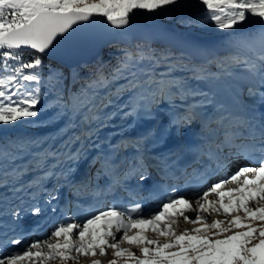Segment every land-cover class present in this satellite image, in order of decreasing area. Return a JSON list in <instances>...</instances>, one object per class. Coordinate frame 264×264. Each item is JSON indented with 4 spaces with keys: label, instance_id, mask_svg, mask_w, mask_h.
I'll use <instances>...</instances> for the list:
<instances>
[{
    "label": "snow or ice",
    "instance_id": "1",
    "mask_svg": "<svg viewBox=\"0 0 264 264\" xmlns=\"http://www.w3.org/2000/svg\"><path fill=\"white\" fill-rule=\"evenodd\" d=\"M195 4L203 10L196 22L220 30L226 39L219 46L223 55L217 50L205 52L217 64L218 75L208 73L203 64L183 65L191 79L212 84L225 77H242L250 85L248 95L264 104V0H195ZM183 7L184 0H0V132L32 123L39 116L42 90L55 87L60 79L54 69H48L45 79L44 57L57 54L65 42L85 38L75 36L79 30L103 22L127 34L137 14L160 17ZM25 50H29L27 60ZM161 65L166 71H157ZM181 65L170 52L157 53L146 43L125 47L107 77L97 69L79 93L67 101L57 97L61 113L71 114L69 123L79 128L62 147L50 144L41 149L44 142L36 138L0 135V264H80L81 259L101 264L96 257L107 258L109 252L107 264H264V113L257 116L254 108H246L245 115L233 116L208 92L177 78L174 73ZM118 80L125 83L111 93L108 103L112 96L127 93L126 106L131 111L126 116L148 114L157 103L168 101L173 110L170 126L179 129L199 120L201 141L195 155H206L211 164L202 171L184 170L185 185L190 184L187 177L199 182L193 199L175 186L161 184L153 189L157 206L151 211L145 212L139 203L128 208L117 201L107 207L93 204L83 216L69 217L67 209L59 208L61 182L76 194L84 189L123 190L130 199H140L139 193L129 191L126 181L133 176L146 179L142 139L132 143L139 162L123 172L114 147L93 160L101 163L97 174L110 178L104 189L93 188L91 176L78 184L71 179L73 165L88 147L95 146L91 137L98 127L93 125L99 120L94 104L98 90L110 89ZM197 96L200 100L193 104L190 98ZM207 104L215 108L211 116L201 114ZM212 132L218 133L215 139L209 137ZM77 142L80 147L70 150ZM177 148L190 150L187 145ZM23 158L26 163H15ZM240 158L246 163L231 172L229 163ZM163 164L168 174L166 159ZM38 172L43 175L24 179ZM219 173L222 178L211 182L210 177ZM50 177L56 179L57 187L43 199L38 194L46 191L44 184ZM39 199L43 208L36 203ZM46 212L64 218H58L43 237L32 240L18 231L26 216ZM181 222L190 227L180 229Z\"/></svg>",
    "mask_w": 264,
    "mask_h": 264
},
{
    "label": "rangeland",
    "instance_id": "2",
    "mask_svg": "<svg viewBox=\"0 0 264 264\" xmlns=\"http://www.w3.org/2000/svg\"><path fill=\"white\" fill-rule=\"evenodd\" d=\"M184 2L185 7L181 8L178 11H172L160 17L149 18L146 15L142 16L140 14H137V16L133 19L132 28L127 30V34H123V30H119V40L127 44L128 47L135 45L138 40H143L147 43L153 42L155 40H160L162 42L173 45L176 49H179L182 54L186 55L184 59H181L182 65L177 68L174 75L177 78H183L187 80L188 85L190 87L197 88L201 92H205V89H207V87L205 88L201 86V84H205L206 82L203 80L191 79V72L186 70L183 65L192 66L203 64L208 73L218 75L219 69L217 67V64L212 61L211 56H206L205 52L208 50H217L220 52L221 55H223V50L220 49L219 46L225 41L226 36L225 33L221 31L213 32L212 30H214L215 28H213L207 23L196 22L199 18H201V13L203 10L195 4V0H184ZM157 71L164 72L166 71V69L158 67ZM232 80L233 78L225 77L223 79H220L218 82L214 81L213 84L215 87H217L218 85V87L224 92V95L231 100L233 99L234 103L237 105V99L231 96V91L233 92L235 88L234 84L232 83ZM240 81H244V79L242 78ZM122 83L125 82L122 80L114 81L113 86L110 89H106V92H104L103 96H101L94 103L97 106L95 109L96 115L99 117V120L93 121L94 126L98 125V127H96L95 134L91 137V140L95 146L88 147L86 155L80 160H78L79 163L84 165V169L86 171L92 172V186H97L99 184L101 185L103 183L101 179L103 174H97V169H100L101 167L95 166L93 163H90L92 158L95 159L97 156L100 155V153L103 151V147L105 146V144H107V141L105 139L106 137L105 135L103 137L102 134H105L107 132V137L117 138V136L121 137L130 130H135L139 128L138 123L140 121L137 120V117L142 113H140L139 115H125L126 112L131 111V109L126 106L129 103L130 99L127 93H123L119 96H112V103H108V97L111 95V93H115ZM212 86L213 85H209L208 87H211L210 89H213ZM239 97L241 102L240 104L246 105H249V102H251L253 98H255L250 97L248 95L247 87H243V89L240 91ZM190 100L191 102L193 100L199 101L200 97H192L190 98ZM49 103V101L44 102V98L41 97V110L39 117L35 119L36 123H24V125H26L25 127L31 126L33 128L41 124V127L38 128L39 132L41 133L40 140L44 142L41 145V149L48 147L50 144H54L56 147H62L64 141L68 140L70 135L74 133L78 134L79 132L78 127H73V125L69 123L71 114H62L59 111L56 112V114L53 115L55 117L58 116L56 118V122L49 118L44 120L40 119V117L43 115L41 112L50 108L54 104ZM177 103L180 102L178 101ZM192 103L194 104V102ZM55 108L56 107H52L48 110V112H46V114L53 112ZM169 109L171 110L169 102L161 101L154 105L151 110L163 112ZM196 121L197 120H194L190 124L183 125L181 127V130L186 132V130H188L191 125H194ZM50 123H52V125H50ZM74 123L78 124L79 121L74 120ZM59 125L61 126L57 127ZM154 129L155 127L152 131H154ZM5 132H7L6 128H4L3 131L0 133ZM151 134L152 136H154L153 132H151ZM128 139L129 138H127V140ZM130 139H132L131 136ZM102 140H104L105 142ZM129 140L126 141L123 146H113V144L107 145L110 147V150H112L113 147L117 149L115 155L120 156V158H124L123 163L125 159L130 158V154H132L135 150V147H133L132 145L128 146L127 143L129 142ZM79 147L80 144L79 142H77L75 144L70 145V150L74 151L76 148ZM26 162L27 158L15 161L16 164ZM228 166L231 169L235 170L236 166L241 165L232 162V164L230 163ZM33 174L37 175V173ZM67 195L68 198L72 200L76 197L75 193L68 192ZM42 231L44 232L45 230ZM98 259L101 260V264H107L108 259L103 257H98ZM80 264H91V261L89 259H81Z\"/></svg>",
    "mask_w": 264,
    "mask_h": 264
},
{
    "label": "bare ground",
    "instance_id": "3",
    "mask_svg": "<svg viewBox=\"0 0 264 264\" xmlns=\"http://www.w3.org/2000/svg\"><path fill=\"white\" fill-rule=\"evenodd\" d=\"M241 79L242 77H240L239 80L238 78H235V80L233 78L234 82L232 80V83L235 86L234 88L235 91L234 90L233 92L231 91V96L237 99V105L234 103L233 99L231 100L224 95V92L218 87L217 84H216L217 87H215L213 83L212 84L202 83L201 86L206 88L209 85H213L215 88L212 86L213 89H211V91H210L211 87L210 88L208 87L210 91V92L208 91L210 94V97H212L217 104L225 105L227 110L230 113H232L233 116L245 115L246 108L248 109L254 108L256 110V115L259 116L260 113H264V104L259 103L258 97L253 98V100L249 102V105L240 104L241 103L240 98L238 97V95L240 96V91L243 89V87H247L248 89V87L250 86L247 82H245V80L240 81ZM256 86L258 87V85ZM192 102L196 104L198 100L197 101L193 100ZM172 111H173L172 109L171 110L169 109L163 112L157 111V110H151L150 113L148 114H144V113H142L141 115L137 114L139 115L137 117V120L140 121L138 123L139 128L135 130H130L121 137L117 136V138H109L107 137V134H106L107 132L105 134L103 133L102 135L103 137L105 135L106 137L105 139L107 141V144H105V146L103 147V152H111V150L109 149L110 147L107 146L108 144H111V145L113 144V146H118V145L123 146L124 143L128 141L131 136L132 139H130L129 142L127 143L128 146L132 145V143L135 142L137 139H142L143 148H144L143 159L144 160L148 159L149 161L153 159L158 170L164 171V166L162 165H164L163 161L165 159L167 160V163H168V160H171V162L168 165H171V166L177 165L179 160L183 159L184 157L191 156L197 152L196 145L199 141H201V135H200L201 124H198L196 126L191 125L188 128V130H186V132L182 131L181 127L177 129L176 126H170V119H171L170 112ZM214 112H215V108L213 107L212 104H207L204 106L203 109H201L202 115L206 113L208 116H211L212 114H214ZM154 127L155 129L154 131H152ZM151 132H153L154 136H152ZM214 135H215V132H212L209 134V137L214 139ZM127 138L129 139L127 140ZM179 140H184L185 143L184 142L180 143ZM178 145H182V146L187 145L190 147V150H185L183 152H180L178 151V148H177ZM194 147L196 148L194 149ZM226 151L227 149H225V152ZM116 157L118 158V163H121L122 165L120 169L121 172H123L127 168L126 166L128 165L126 164H130V163L133 164L135 162H139L138 152L136 148L134 152L130 154V158L124 160L125 164L123 163L124 158H120V156H116ZM93 160L94 158H92L90 163H93ZM93 164L95 166H101V163L99 161ZM198 165H199V168H198L199 170L202 171L204 169V166H202L200 162H198L197 164L196 161H192V164L186 168L188 173H191L193 168L197 169ZM237 167L238 166H236V168ZM73 168L75 169V171L72 173L71 179L73 180L74 183L78 184L86 176H91L93 178L92 172L86 171L84 169V165L79 163L78 161L73 165ZM38 173L40 174L39 176L43 175L42 172H38ZM167 173H168L166 174L167 177L162 174L160 178L166 179L170 182L175 181V180L176 181L184 180V178L180 177L179 175H176L174 176L175 178L171 179L169 178L171 173H169L168 171ZM31 179H33V176L29 180ZM101 179L103 183L101 185L99 184V187L100 189H104L107 183L110 182V178L107 175H103ZM148 179L150 178L146 176V179L144 181H139L138 177L133 176L126 181V184L128 185L129 191H134L138 193V191L141 190V185H145ZM47 187H48V192L53 191V189L56 187V179L54 177H50V179L48 180ZM66 187L68 191H73L69 185H67ZM92 187L94 188L95 186H92ZM120 191L122 190H117L116 192H113V193H103V192L95 193L91 189H84L79 194H76V198L74 200H71L70 198L66 196V192L61 189L60 193H58L59 208L61 212L67 209V215L69 217H74V214L76 216H83L86 213V211L89 209V206L93 204H97L98 206L107 207L109 204L119 201V202H122L125 207H128V208L134 207L136 205L137 200L133 201L132 199L129 198L127 192L125 191L120 192ZM181 193L184 194L185 197L188 199L194 198V190L188 189L187 191H183ZM8 196H11V192L8 194ZM113 196L119 197V200L117 199L116 201H112L111 198ZM43 207L44 206H42V208ZM144 211L145 212L151 211V209L149 210L144 209ZM58 218L63 219L64 217L59 216L58 214H52L50 212H46L45 214H42L38 217H33L29 214L27 221H22V223H20V227L18 228V231H23L26 234L27 238L37 239V238L43 237L53 227L54 222L57 221ZM43 224H46L45 232H37L36 227L42 228ZM179 225H182L184 228L190 227L188 225H185L183 222H181ZM9 235L11 236L13 235V233L9 231ZM12 247L13 246H9L7 250L11 251ZM125 247H127V245H125ZM132 251L138 252L137 249H132ZM98 257L99 256H97L96 259H98ZM110 258H111V252L108 253V256L106 259H110Z\"/></svg>",
    "mask_w": 264,
    "mask_h": 264
},
{
    "label": "trees",
    "instance_id": "4",
    "mask_svg": "<svg viewBox=\"0 0 264 264\" xmlns=\"http://www.w3.org/2000/svg\"><path fill=\"white\" fill-rule=\"evenodd\" d=\"M212 31L214 32V31H220V30L214 29ZM137 43H146L157 53L162 52V51H168L170 52L171 57H174L180 60L186 57V55L182 54V52L179 49H176L173 45L162 42L160 40H157V41L155 40L150 43H147L146 41H143V40H138L136 44ZM125 47H128L127 44L119 41L105 48L95 63L91 65L82 64L76 69H66L62 67L61 65L44 57L45 79L46 80L48 79V75H49L48 69H54L56 73L59 75L60 79H59V83L56 84L55 87H52L50 85L49 87H46L42 90L43 91L42 98H44V102L49 101L50 103H54V104L50 108L41 112L43 115L40 117V119L44 120V119L49 118V119H52L54 122H56V118L58 116L55 117L53 115L56 114V112L58 111L61 112L60 107L57 106V97L60 96L63 101H67L69 97L73 96V94L79 93L81 91L82 85L86 86L87 83L91 82V79L93 78V74L97 71V69H101L104 76L107 77L109 71L117 64V61L123 55V49ZM28 51L29 50H25L26 55L24 59L26 60L30 58L27 55ZM159 68L166 69L164 65L159 66ZM118 81H121V80H118ZM106 89L107 88H101L98 90V95L95 97L94 103L101 96H103L104 92H106ZM52 107H56V108L53 110V112L46 114V112H48V110L51 109ZM37 118H34V122L32 123H36L35 119ZM50 125H52V123H50ZM25 126L26 125H24V123H20L14 127H6L7 132L0 133V135L11 137L13 139L20 135L33 137L38 140L41 139V133L38 130V128L41 127V124L37 125L34 128L31 126H27V127ZM60 126L61 125L57 127H60Z\"/></svg>",
    "mask_w": 264,
    "mask_h": 264
},
{
    "label": "water",
    "instance_id": "5",
    "mask_svg": "<svg viewBox=\"0 0 264 264\" xmlns=\"http://www.w3.org/2000/svg\"><path fill=\"white\" fill-rule=\"evenodd\" d=\"M75 36L85 38H75L71 42H65L60 46L57 54L46 56V58L66 69L77 68L82 64H93L105 48L119 41L120 32L100 22L87 29L79 30Z\"/></svg>",
    "mask_w": 264,
    "mask_h": 264
}]
</instances>
